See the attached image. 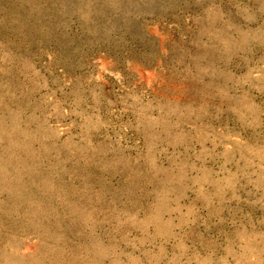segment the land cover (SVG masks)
Listing matches in <instances>:
<instances>
[{"label":"rangeland","instance_id":"obj_1","mask_svg":"<svg viewBox=\"0 0 264 264\" xmlns=\"http://www.w3.org/2000/svg\"><path fill=\"white\" fill-rule=\"evenodd\" d=\"M0 264H264V0H0Z\"/></svg>","mask_w":264,"mask_h":264}]
</instances>
